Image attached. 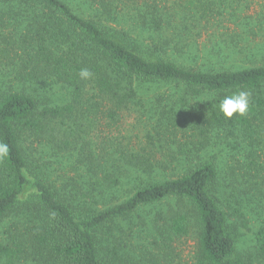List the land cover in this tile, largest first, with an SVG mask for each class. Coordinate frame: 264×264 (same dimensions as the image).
Wrapping results in <instances>:
<instances>
[{
  "label": "trees",
  "instance_id": "1",
  "mask_svg": "<svg viewBox=\"0 0 264 264\" xmlns=\"http://www.w3.org/2000/svg\"><path fill=\"white\" fill-rule=\"evenodd\" d=\"M120 2L126 6L135 1ZM116 3L0 0V24L4 19L2 28H9L5 34L0 30V143L9 148L8 156L0 159V222L16 214L23 220L0 240V264H108L106 257L110 264H177L180 252L174 244L187 235L191 224L196 236L191 264H264V64L194 69L152 58L140 48L156 51L171 44L186 45L194 38L195 44L203 28L190 25L210 22V11L201 6L183 14L189 24L169 26L164 22H171L178 12L163 16L138 9L124 15ZM113 11L110 19L104 16ZM246 31L256 36L253 28ZM251 35L227 29L207 35V39L217 38L211 45L204 44V62L213 63L218 57L230 61L227 56L233 58L238 52L242 37ZM259 56L264 57V52ZM81 69L92 76L81 79ZM145 83L174 84L194 99L185 104L181 121L165 115L147 133L153 145L159 140L156 136L174 135L179 127L182 133L189 132L186 139L205 137L214 129L239 138L234 147L235 154L240 153L237 165L228 167L223 181L213 162L190 161L187 151V161L181 160L184 156L179 162L181 171L178 167L167 173L169 165L179 160L171 153L166 159L155 155L152 164L134 156L121 161L115 152L95 156L82 146L75 159L60 169L55 159L72 148L73 131H82L77 127L69 132L65 124L71 117L76 119L84 95L91 92L93 104L100 109L98 117L116 120L118 110L135 96V86ZM48 89L51 94L59 91L64 101L60 97L43 100L42 92ZM41 90L40 97L33 94ZM238 91L250 93L248 111L225 118L219 101ZM40 140L49 152L41 164L34 160L31 145ZM193 147L191 140L182 149ZM129 177H133L129 196L114 204L110 203L113 197L99 203L97 190L119 188ZM243 195L246 201L241 200ZM168 200L176 205L149 219L154 231L152 250L137 245L133 249L140 252L135 254L132 245L125 249L114 243L102 259L101 229ZM248 201L254 204L253 224L241 208ZM232 218L251 230L253 245L246 253L236 250Z\"/></svg>",
  "mask_w": 264,
  "mask_h": 264
},
{
  "label": "rangeland",
  "instance_id": "2",
  "mask_svg": "<svg viewBox=\"0 0 264 264\" xmlns=\"http://www.w3.org/2000/svg\"><path fill=\"white\" fill-rule=\"evenodd\" d=\"M135 2H128L126 6L116 0V4L121 5L123 8L122 14L127 15L126 11L134 13L135 10L140 9L141 11H153L161 13L163 16L166 14L178 12V14L171 18V22H164L169 26H183L189 24L190 20L183 19L184 13H191L200 8L201 6L207 12L208 23L204 21L200 23H191L190 26H201L203 28L197 38L195 44L194 39L187 40L186 45H168V48H161L156 51L147 50L146 48H140L143 54L147 53L152 58H165L169 61L174 62L178 66L197 68H220L228 67L235 68L238 66H252L257 65L255 63L261 61L264 64V57H260L259 54L264 52V0H134ZM118 9H116L117 11ZM121 10V9H120ZM222 13V14H219ZM115 12H110L109 15L104 14L108 19L110 15ZM233 15V16H231ZM0 24V30L3 33H8L9 28H2L5 26L4 19ZM247 20L251 23L249 26L244 21ZM112 23V22H111ZM113 24V23H112ZM114 25V24H113ZM253 28L256 33L255 37H252V32H247V29ZM239 31L246 35L250 34V37H242L238 54L236 53L233 58L227 56L230 61L224 62L223 57L214 58L213 63L204 62V52L206 51L203 46L211 45L215 42V38L211 37L207 39V35L216 34L218 31ZM262 29V30H261ZM207 40H209L207 42ZM183 41L181 42V44ZM3 45L2 42H0ZM139 48V47H137ZM206 60V59H205ZM261 63V64H262ZM260 64V63H259ZM55 88V87H53ZM50 89L37 94H33L40 97L41 92L44 94V99L54 100L56 98H62L63 96L59 91L55 90V94H51ZM135 96L131 99L130 104L121 110H118L117 119L112 120L107 117H98L100 109L93 104L94 99L91 97L89 91L84 95L85 99L83 103L78 107L76 119L71 117L66 121L65 128L67 131L76 128H81L82 131L78 132L73 130L72 145L68 151H63L59 159H55L56 163L62 169L63 164H68L69 161L75 159V153L82 151L81 147L88 149L95 154H107L115 152V157H120L119 160L124 161L123 158L129 159L131 156L136 157L139 160H147L148 163H154V156L162 155L163 159H166L165 155L171 153L178 156L179 160L173 161L169 165L167 173H171L182 164L179 163L187 161V158L191 156L190 161L195 159L198 161H210L213 162L220 174L221 181L224 179L222 175L227 174L229 166H236V159L239 158V154H235L237 141L239 138L230 135L228 132L222 129H214L210 133L203 137L198 136L186 139L185 134L182 133V129L179 126V131L174 135L165 133L161 136H156L158 141H155L156 145L151 143L147 137V133L156 125V123L164 118L165 115H169L173 120L181 121L185 113V104L193 102L190 96L180 87L174 84H138L135 86ZM39 95V96H38ZM90 98V100H89ZM200 98H203L201 96ZM60 101H64L62 98ZM101 116V115H100ZM172 125V121H170ZM76 127H75V126ZM156 133L155 131L152 132ZM31 140V139H30ZM194 140L193 150L182 149L183 145L189 141ZM41 140L34 141L31 145L34 148V160L41 164L44 159L48 157V149L43 145L44 142L40 143ZM237 147V146H236ZM36 148V149H35ZM184 151H187L186 157ZM46 152V153H45ZM196 155V156H195ZM53 156V155H51ZM185 156V157H184ZM184 157V158H183ZM183 158V159H181ZM241 158V157H240ZM52 159V158H51ZM181 159V160H180ZM193 163V162H192ZM176 166L174 167V165ZM130 165L126 164L125 167ZM174 167V168H173ZM173 168V169H172ZM182 167H179L177 171H181ZM176 171V173H177ZM133 172V171H132ZM238 169L235 170L237 174ZM141 178L144 177L143 173H140ZM171 177V176H170ZM133 177L126 178L122 186L119 188L111 189L109 192H102L97 190L96 199L99 200L100 204L110 200L111 204L124 200L130 195L132 191L131 182ZM138 181V180H137ZM232 183L234 182L231 178ZM230 183V180H229ZM250 198V197H249ZM242 201H246V196L243 195ZM240 202V200H239ZM176 205L174 200L164 201L152 207H143L136 210L129 220L123 221L122 219L116 220L114 223L105 226L100 230L99 237L100 242V253L102 259L105 260L104 255L107 247H111L114 243L125 245V249H128V245L131 246V250L138 254L140 250L133 249L137 245H150V242L154 238V231L148 226L149 219L157 211L171 210ZM233 207H236L234 202ZM254 204L251 201L247 202V205L242 204L241 208L244 209V216L253 224L252 219L255 218L254 210L252 209ZM20 215H11L4 218L0 222V240L6 235V232L12 227H19L23 220ZM141 219V223H140ZM144 220H147L148 224H144ZM239 219L232 218L230 220V228L235 231V244L238 252L246 253L251 249L253 245V239L251 230L239 226L236 221ZM13 230V229H12ZM188 233L183 237L181 242L174 244V247L180 252V257H177L175 263L177 264H191L193 254L195 251V227L193 224L189 225ZM150 247V246H149ZM142 249V248H141ZM152 250V248L150 247ZM156 253V251L153 250ZM108 264V257H106ZM181 262V263H180Z\"/></svg>",
  "mask_w": 264,
  "mask_h": 264
},
{
  "label": "clouds",
  "instance_id": "3",
  "mask_svg": "<svg viewBox=\"0 0 264 264\" xmlns=\"http://www.w3.org/2000/svg\"><path fill=\"white\" fill-rule=\"evenodd\" d=\"M81 79H88L92 73L88 69H81L79 72ZM250 93L247 91H238L231 95L224 96L218 104L219 111L225 118H231L234 113L243 116L249 108ZM9 148L5 143H0V159L8 156Z\"/></svg>",
  "mask_w": 264,
  "mask_h": 264
}]
</instances>
